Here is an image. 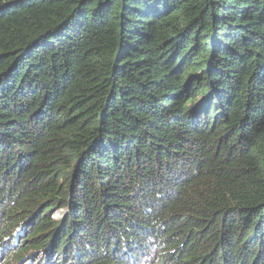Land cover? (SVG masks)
<instances>
[{"label":"trees","instance_id":"1","mask_svg":"<svg viewBox=\"0 0 264 264\" xmlns=\"http://www.w3.org/2000/svg\"><path fill=\"white\" fill-rule=\"evenodd\" d=\"M37 255L264 264V0H0V264Z\"/></svg>","mask_w":264,"mask_h":264},{"label":"rangeland","instance_id":"2","mask_svg":"<svg viewBox=\"0 0 264 264\" xmlns=\"http://www.w3.org/2000/svg\"><path fill=\"white\" fill-rule=\"evenodd\" d=\"M63 214V210H55L53 213H52V218L58 220L61 218V215ZM39 255H37L35 258H34V264H36L37 262V258H38ZM38 263H39V260H38ZM43 264V263H42Z\"/></svg>","mask_w":264,"mask_h":264}]
</instances>
